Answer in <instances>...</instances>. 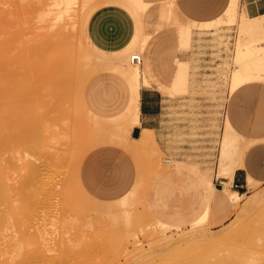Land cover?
I'll use <instances>...</instances> for the list:
<instances>
[{
  "label": "rangeland",
  "instance_id": "1",
  "mask_svg": "<svg viewBox=\"0 0 264 264\" xmlns=\"http://www.w3.org/2000/svg\"><path fill=\"white\" fill-rule=\"evenodd\" d=\"M50 1L0 0V32L2 30L4 32L7 24H10V22L15 25L12 26L10 24L12 26L10 27L13 28V33H11L12 30L9 27L10 33L6 32L4 35L2 34L3 32L0 33V83L6 82L4 84L6 85L13 78L11 83L8 84V86H12L13 88L8 87L9 91L5 94H1L0 92L1 95H4L3 97L0 95V108L2 109V111L0 109V117L3 116L4 118L5 116L4 119L1 117L2 125L6 126L5 131H7V128L10 130V128L15 127L22 116L27 121L31 120L28 123L33 125L36 123V120L30 113L35 112L34 115L37 118L38 116L44 117H39V122L37 119L40 133L43 134V129L47 125H51L50 128L49 126L46 128L48 136H51L53 132L55 134L54 137L58 135L57 142H50V146L52 147L50 150L56 148L59 151L61 150V152L63 151L60 158H57L58 160L52 154L53 151H51L45 155L48 162L46 159V161L42 160V158L41 161H37L40 158L35 155V151H33L35 148L29 147L34 152L32 154L31 150H28L29 148L27 149L26 147L29 143H24H27L26 140H21L23 141V145H26H24L26 147V149L24 148L25 151L23 150V145L18 147L17 144V148L15 147L19 141L15 139L13 141L15 148L9 152H7L9 145L2 143V140L0 141V154L2 152V156H0L2 163L0 162V166H2L3 162L4 164L7 162L5 160L7 157L11 158L10 162L9 160L7 162L8 165L3 164L4 168H1L6 174V183L8 182L7 184L11 185L10 181H12L13 184L19 175L22 176L27 172L26 174L30 175L32 181H30L29 185L31 187L28 186V190L34 191L38 195L40 194V198L45 202L40 204V207H37L40 211L38 212L36 209L37 214L32 216L33 220L32 218L31 220L34 223L31 220V223H25V226L17 223L19 227L16 225L14 227L16 230L13 228V231H16H12L13 234H17L18 230L23 229L21 228L22 226H24L25 229L23 231L26 230L25 232H27L26 228L30 227L28 231L30 233L32 231L34 234L32 233V236L29 233V235L34 239L37 237V228L41 227V231L46 230V233L44 232L43 236L41 235L37 238L41 239V237H44L43 239H45L46 237L45 241H49L50 244L56 241L55 235L59 236L61 230L67 231L64 232V240L71 239L70 243L68 241L63 244L64 251H62L64 253L54 249L53 251L56 252H53L55 253L54 256L52 250L51 252L44 250L45 252L42 251L37 255H32L30 264H40L41 260H43L41 264H58L59 262L60 264H241L244 261L243 257L245 253L246 255L248 253L247 251L256 248L259 243H264L262 235H260L264 231V177H262L261 173L253 172L251 175L258 182L248 178V182L244 183L242 187H235L231 182L230 188L242 192L237 208L232 207L226 194V202L229 206L220 204L218 198L222 192L219 190H214L213 197L209 199V202L205 198L208 190V181L213 182L214 189H216V185L222 179V173L226 169L237 165L241 146L244 147L245 136L247 138L254 137L259 133L250 130V127L256 108L259 105L264 107V80L256 81L238 90L234 89L236 90L235 92L228 87L230 69L233 64L237 63L235 60H232L235 38H238L241 43L251 44L255 43V38L258 36L255 32L247 33L239 28L240 24L246 25L250 22V16L245 15L240 19V22L236 20L234 24L227 25V20H224L228 15V6L226 4L223 11L214 18L195 20L184 14L180 10L176 2L177 0H175L178 10L181 11L178 15L182 20L187 21V24L191 28L189 29L190 47L180 49L179 42L182 29L179 25L171 23L172 21L169 22V17L166 18L165 16V10L170 4L172 5V0H158L151 8L149 7L150 9L148 8L149 11L147 9L146 13L141 14L142 35L146 38L143 47L144 51L143 48L141 49L136 46V48L127 54L137 53L141 55L142 61L140 67L143 73L142 64L150 62L151 53L155 52L159 61V68L153 66L155 75L153 81L155 83L157 80L161 81V83L157 84V89L161 94L166 96L162 100V130L156 133L157 151L152 149L151 151L149 149L143 151L131 144V142H134L132 140L134 128L126 134V132L120 133L116 127L118 119L116 115L122 112L128 104L130 96L129 83L109 68L93 71L83 64L87 63L85 62L86 59L80 56L82 53H85L88 41L106 50L123 46L133 30L134 18L131 16V13L126 6L122 5L121 0H95L94 2L87 0V3L83 7L89 8L91 3L92 5L90 6L91 9L89 8L90 10L85 8L86 12L81 10L83 7L80 8L81 6H79L81 5V0H75L74 3H76L77 7L75 4L72 5L73 8L75 6V10L72 9V11L66 14V17L53 20V18L55 19L53 17L55 11H51L53 9H51L52 2ZM47 2L48 5H46ZM234 3L237 13L240 16L244 14V11L240 9L239 0H234ZM47 9H50L49 14L47 13L48 16L42 18L40 13L42 12L41 14L43 15V12ZM5 10L6 12L8 10L9 12L14 11V14L10 13L14 15V18L12 16L8 18L7 15L9 16V14L7 12L6 15ZM77 10L83 11L84 14H80V11L78 12ZM73 17H75V20ZM62 19L66 20V22ZM144 19H149L150 23H145L143 28ZM218 20L220 21L217 22ZM256 20L260 24H264V17L258 16ZM37 25L38 27L40 25L42 27L38 28ZM10 38H14L12 42L9 41ZM60 45L61 47H59ZM11 46L12 51L9 49ZM25 46L27 53L22 51L23 49L25 50ZM74 49L77 50L75 51ZM71 50L74 52L72 53ZM11 52L16 54H11ZM66 53H70L73 56L71 57V55H67ZM11 57H14V64L6 65ZM184 57L188 59L186 62ZM26 60L28 61L26 62ZM70 61L72 62L70 63ZM54 62H58L59 65L61 64L59 71H62V73L67 72L64 73L65 75L59 76L60 78L58 79H55V76L51 74V71L54 70L51 64ZM2 68L7 70L6 73ZM8 68L14 72H10ZM48 70H50V75ZM15 71L17 72L15 73ZM21 72H24V74ZM19 75L20 78L18 77ZM21 75H24V77ZM48 82H51V84ZM18 84L19 87L17 88ZM21 84L24 85L23 90L20 88ZM43 84L45 85L42 88ZM55 86H58L57 90ZM142 86L147 85L144 82H140L138 90ZM244 89L255 92V94L247 96ZM25 92L26 95L24 94ZM11 93L16 96L11 95ZM27 95L28 97H26ZM33 95L35 97H32ZM58 99L57 106L56 101ZM13 100L18 102L14 103ZM21 102L23 105H21ZM38 103L41 105H38ZM25 106L26 108H24ZM85 107L94 114V117H88L87 108ZM5 108L7 111L11 109L9 116H6L7 112ZM17 108L24 109L19 111ZM15 109L18 111H15ZM24 111H29L30 113L26 112V114ZM37 112L39 113L37 114ZM46 112H49L48 115ZM13 113L18 114L19 119L16 115L13 117ZM61 115L63 116L62 118ZM227 116L232 122L233 129L241 137L234 131L226 128L228 126ZM59 118L61 119L59 120ZM64 120L66 121L65 124ZM261 120H264V116H262ZM14 121H17V123ZM2 122H0V126ZM14 123L15 125H12ZM53 123H55V126ZM244 129L249 130L246 131ZM57 130L61 132L59 133ZM62 130H66V132L63 133ZM65 133L67 134L65 135ZM61 134H63V137H60ZM124 136L126 138H123ZM1 145L6 147L3 148ZM98 146L120 147L132 156L135 168L133 183L125 193L116 198L100 199L92 196L80 182V164L86 154ZM258 148H264V142L254 143L244 152L243 160L246 159L247 164L249 163L247 160L248 154ZM17 149L22 150H18L19 152H17L19 156L20 154L22 155L18 157L19 159L21 158L20 161L23 160L21 162L24 165L17 159L18 153L15 152ZM26 150L28 153H26ZM23 152L26 155L28 154L27 157L32 156L24 161L22 159L25 158ZM261 153V155L254 158L252 163H254L256 168H260V171H264V152ZM13 154L15 158L12 156ZM51 154L52 156H49ZM168 156L172 157L174 161V165L170 166L169 169L170 171H174L173 175L172 172L171 174L165 173L170 164L165 162L164 158ZM32 157L33 159L35 157L37 159L35 161L38 163L31 159ZM15 160L18 161L16 162ZM26 160L31 162L27 163ZM157 162L158 164H156ZM26 166L27 168L25 169L24 167ZM7 168L11 170L8 171ZM39 173L42 175H39ZM9 175L12 179H9ZM54 181H56L55 184H58V186L54 184ZM43 183L47 185L44 187ZM36 185L37 187H35ZM253 199H257L258 203L253 202ZM2 205L0 204V210L5 209V204ZM204 207L207 208L204 218L196 222L195 220L199 218V213H201L200 211ZM46 208L47 211H45ZM60 208L61 210H59ZM2 210L1 212H3ZM55 210L58 211L55 218L57 221L56 230L59 227L58 232H55L51 223L53 220L51 217L55 213ZM127 210L130 212L129 217L138 221V226L133 225L128 227L125 225L124 213ZM46 213H50L51 216L47 214V217L44 218ZM234 219L236 222H234ZM39 220L42 221L37 222ZM158 220L165 222L169 227H160ZM230 221L233 224L238 222V225L232 226L233 224ZM227 222L228 225L226 224ZM31 224L32 227L35 224L33 229L30 226ZM198 224H201V226L198 227ZM38 225L40 226L38 227ZM230 227H236L235 230L232 229L234 233H232L233 231H229L231 230ZM49 228L52 229L50 230ZM127 228H130L131 231L135 230L136 232L133 231V234L136 237L129 233L130 229L126 230ZM48 229L51 233H49ZM8 231L10 229L6 232L8 233ZM218 232L219 236L217 235ZM224 232H226L227 238L223 237L221 240L224 242L222 243L220 242V237L224 236ZM221 233L223 234L221 235ZM49 234L52 236L50 235L49 237ZM125 234H129L130 236H127V238ZM199 237L202 240L205 238V240L201 242ZM194 239H198V241L195 240L196 242L193 241V243L191 240ZM206 240L208 242H205ZM215 240L220 244L213 242ZM185 243L190 246L192 243L191 248ZM30 246V248L34 246L36 248V245L34 244L33 246V243ZM262 250H264V247H262ZM32 251L31 253L36 250ZM68 251L72 253L70 254ZM42 253L43 255H40ZM59 254L62 257L61 261ZM72 257L75 259H71ZM47 260L49 261L47 262ZM58 260L59 262H57ZM32 261L33 263H31Z\"/></svg>",
  "mask_w": 264,
  "mask_h": 264
},
{
  "label": "bare ground",
  "instance_id": "2",
  "mask_svg": "<svg viewBox=\"0 0 264 264\" xmlns=\"http://www.w3.org/2000/svg\"><path fill=\"white\" fill-rule=\"evenodd\" d=\"M39 1V0H38ZM44 1V0H43ZM87 0H81L80 1V3H81V5H79V6H81L80 8H82L83 6H85V4L87 3L86 2ZM91 2H94L95 0H90ZM156 1H158V0H121L120 2L122 3V5H124V6H126V8L129 10V12L131 13V16L134 18V23H135V29H134V33H133V35H132V37H130V40H129V42L127 43V44H125L123 47H121V48H119V49H115V50H106V49H102V48H99V47H97L96 45H94V44H92V43H88V47L87 48H85V53H82L80 56L81 57H83V58H85L86 59V61L85 62H87V63H83L84 65H86V66H88L89 68H91L93 71H95L96 69H102V68H109V69H111V71H113L114 73H116V74H118L119 76H121L122 78H124V79H126L127 80V82L129 83V86H130V96H129V100H128V104H127V106H126V108L122 111V112H120V113H118L116 116H118V119H117V123H116V127L118 128V131L120 132V133H124V132H126V134H128L130 131H131V129L132 128H135L136 126H139L140 125V109H139V102H140V94H139V90H138V84L140 83V82H144L147 86H149V83H148V81H147V79H146V77L144 76V74L142 73V71H141V67H140V63L138 64V63H135V62H132L131 61V55H132V53L131 54H127L128 52H131V50L132 49H134V48H136V46L137 47H139V48H143L144 47V42L146 41V38L142 35V18H141V14L142 13H144L149 7H151ZM229 1L230 0H228V2H227V10H228V15H227V17L226 18H224V20L226 19L227 20V25H232V24H234V22L237 20V22H240V19L242 18V17H244L245 15L247 16V14H246V12L244 11V14H241V16H240V14H238L237 13V10H235V3H234V0H231V2L229 3ZM49 2V1H48ZM48 2L46 3V5H48ZM50 2H52V5H51V3H50V5L53 7H51V9H53V10H51V11H55L53 14L55 15H53V17H55V19L53 18V20H57V19H61V18H63L64 16L66 17V14L67 13H69L70 11H72V9L73 10H75L74 8H75V6L77 7V5H76V3H74L75 2V0H51ZM77 2V1H76ZM96 2H98V1H96ZM100 3V2H99ZM75 4V6H74V8H73V6L72 5H74ZM126 4V5H125ZM45 5V4H44ZM91 5H92V3H91ZM90 5V6H91ZM121 5V4H120ZM78 6V7H79ZM90 6H89V8H90ZM123 6V7H124ZM46 8V7H45ZM50 8V7H49ZM85 8H88V7H85ZM85 8L83 7L81 10H83L84 12H86L85 11ZM88 8V9H89ZM32 9V8H31ZM91 9V8H90ZM89 9V10H90ZM33 10V9H32ZM50 10V9H49ZM49 10L47 9L45 12H43V15L40 13V15L42 16V18H44V16H48V14H49ZM81 10H79L80 11V14H84L83 13V11H81ZM87 10V9H86ZM11 11V10H10ZM38 11V10H37ZM36 11V12H37ZM78 11V10H77ZM78 11V12H79ZM5 12H6V10H5ZM7 12H8V14H9V16L7 15ZM6 12V15H7V17L9 18V17H13L14 18V11H12V12H9V10ZM25 12V11H24ZM33 12V11H32ZM77 12V13H78ZM177 12H178V8H177V6H176V3H175V0H172V5L170 4L169 5V7L165 10V16H166V18L167 17H169L168 19H170V21L169 22H171V23H174V24H176V25H179L180 26V28L182 29V33H181V37H180V42H179V44H180V46H179V48L180 49H187V48H189L190 47V41H189V28L188 27H186L185 26V24H183L182 22H181V20L179 19V17H178V15H177ZM10 13H13L12 15L10 14ZM48 13V14H47ZM75 13V12H74ZM47 14V15H46ZM50 14H52V12H50ZM27 15H29V14H27ZM73 15H75V14H73ZM49 16H51V15H49ZM70 16V15H69ZM258 16H261V17H264V14H260V15H256V16H250L249 17V23L248 24H246V25H239V28H241V29H243V31L244 32H247V33H251V32H255L256 34H258V36L255 38L256 39V41H255V43H251V44H247V43H241L240 42V40L237 38H235V42H234V47H233V54H232V60H235L237 63L236 64H233L232 65V68L230 69V74H229V80H228V87L231 89V90H234V89H237V88H239L240 86H243V85H245V84H248V83H254V82H256V81H259V80H264V24H260V22H258L256 19H257V17ZM29 17H31V16H29ZM36 17H37V15H36ZM39 17V16H38ZM52 17V16H51ZM18 18V17H17ZM32 18H33V15H32ZM40 18V17H39ZM72 18V17H71ZM81 18H82V15H81ZM16 19V18H15ZM49 19V18H48ZM73 19L75 20V17H73ZM10 20V19H9ZM42 20V19H41ZM63 20V19H62ZM61 20V21H62ZM74 20H73V22H74ZM80 20V19H79ZM11 21V20H10ZM9 21V22H10ZM19 21V20H18ZM18 21H16V22H18ZM23 21V20H22ZM31 21H32V19H31ZM44 21V20H43ZM51 21V20H50ZM61 21H59V22H61ZM63 21H65L66 22V20H63ZM14 22V21H13ZM34 22V21H33ZM38 22V21H37ZM57 22V21H56ZM52 23V22H51ZM76 23V22H75ZM81 23V22H80ZM10 24L12 25V26H15V25H13L14 23H12V22H10ZM9 23L7 24V27H6V30L3 32V30H2V32H0V33H2L3 35L4 34H6V32L7 33H10V31H11V33H13V28H11L12 26L10 25ZM53 24V23H52ZM55 24V23H54ZM59 24V23H58ZM82 24H83V22H82ZM11 26V27H10ZM22 26V25H21ZM73 26H75V25H73ZM85 26V25H84ZM8 27H9V29L11 28V30H8ZM37 27H38V25H37ZM42 26L40 25V27H38V28H41ZM70 27V26H69ZM20 28V27H19ZM58 28V27H57ZM75 28V27H74ZM54 29H55V27H54ZM65 29V28H64ZM25 30V29H24ZM70 30V29H69ZM72 30H73V28H72ZM76 30V29H75ZM18 31H20L19 29H18ZM30 31V30H29ZM74 31V30H73ZM33 32V31H32ZM63 32V31H62ZM71 32V31H70ZM14 33H16V32H14ZM22 34H23V32H21ZM51 33V32H50ZM58 35V34H57ZM64 35V34H63ZM36 36V35H35ZM45 36V35H44ZM48 36H50L49 34H48ZM69 37V36H68ZM23 38V37H22ZM27 38V37H26ZM14 38H10L9 39V41L10 42H12V40H13ZM29 39H31V38H29ZM56 39V38H55ZM54 39V40H55ZM21 40V39H20ZM52 40V39H51ZM63 40V39H62ZM70 40V39H69ZM72 40H73V37H72ZM8 41V42H9ZM18 42V41H17ZM22 42H24L23 40H22ZM55 42H57V41H55ZM59 42V41H58ZM25 43V42H24ZM31 43V42H30ZM42 43H44V42H42ZM14 44V43H13ZM16 44V43H15ZM32 44V43H31ZM64 44V43H63ZM11 45V44H10ZM17 45V44H16ZM35 45V44H34ZM62 45V44H61ZM61 45L59 46V47H61ZM20 46H21V44H20ZM33 46V45H32ZM83 46V45H82ZM19 47V46H18ZM37 47H39V46H37ZM22 48V47H21ZM25 48V50L23 49L22 51L23 52H26L27 50V48H26V46L24 47ZM80 48H81V45H80ZM9 49H11V51H12V46L9 48ZM15 49V48H14ZM72 49V48H71ZM18 50H19V48H18ZM75 50V49H74ZM77 50V49H76ZM75 50V51H76ZM16 51V50H15ZM72 51V53L74 52L73 50H71ZM82 51V50H81ZM21 52V51H20ZM69 52V51H68ZM12 53H14V52H11V54ZM19 53V52H18ZM27 53V52H26ZM31 53V52H30ZM33 53V52H32ZM14 54H16V53H14ZM59 54V53H58ZM67 54V53H66ZM69 55H71L70 53H68ZM67 54V55H68ZM135 54V53H134ZM34 55V54H33ZM140 55V54H139ZM13 56V55H12ZM73 55H71V57H72ZM79 56V57H80ZM141 56V55H140ZM188 56V55H187ZM32 57V56H31ZM34 57V56H33ZM58 57H59V55H58ZM57 57V58H58ZM76 57V56H75ZM80 57V58H81ZM14 57H11L10 58V61L8 62V63H6V65L8 64V65H12V63L14 62V59H13ZM18 58V57H17ZM21 58V57H20ZM24 58H25V56H24ZM35 58V57H34ZM66 58V57H65ZM70 58V57H69ZM36 59V58H35ZM67 59V58H66ZM82 59V58H81ZM184 59H185V62L188 60L187 58H185L184 57ZM31 60V59H30ZM32 60H33V58H32ZM68 60V59H67ZM77 60V59H76ZM28 60H26V62H27ZM72 61H73V59H72ZM72 61H70V63L72 62ZM18 62V61H17ZM32 62V61H31ZM46 62V61H45ZM74 62V61H73ZM22 63V62H21ZM34 63V62H33ZM14 64V63H13ZM42 64H43V62H42ZM17 65V64H16ZM25 65H26V63H25ZM50 65V64H49ZM52 65V67H54L53 69L54 70H52L51 71V74L53 75V76H55L54 78L55 79H58V78H60L61 77V75H65L64 73H67V72H64V73H62V71H59V69H60V65H59V63L57 62H54V63H52L51 64ZM50 65V66H51ZM65 65H67L66 63H65ZM76 65V64H75ZM83 65V66H84ZM10 67V66H9ZM13 67V66H12ZM17 67V66H16ZM70 67H71V65H70ZM73 67V66H72ZM82 67V66H81ZM1 68V67H0ZM26 68V67H25ZM33 68V67H32ZM38 68V67H37ZM48 68V67H47ZM84 68V67H83ZM9 69V71H10V68H8ZM17 69H18V67H17ZM16 69V70H17ZM20 69H21V67H20ZM49 69H51V68H49ZM2 70H4L5 71V73H6V71L7 70H5V68H2ZM24 70V69H23ZM22 70V71H23ZM27 70V69H26ZM31 70V69H30ZM35 70V69H34ZM33 70V71H34ZM106 70H108V69H106ZM18 71V70H17ZM17 71H15V73L17 72ZM49 71V75H50V70H48ZM67 71H69V70H67ZM10 72H14V71H10ZM25 73H26V71H24ZM24 72H21V73H23L24 74ZM4 73V74H5ZM8 73V72H7ZM14 73V74H15ZM33 73V72H32ZM31 73V74H32ZM36 73V72H35ZM45 73V72H44ZM47 74V73H46ZM8 75V74H7ZM28 75H30L29 73H28ZM43 75V74H42ZM70 75V74H69ZM21 76H23L24 77V75H21ZM26 76H27V74H26ZM31 76V75H30ZM37 76V75H36ZM40 76H41V73H40ZM52 76V77H53ZM60 76V77H59ZM71 76V75H70ZM70 76H69V78H70ZM0 77H1V75H0ZM7 77V76H6ZM13 77V76H12ZM16 77V76H15ZM19 78H20V75L18 76ZM18 78V79H19ZM22 78V77H21ZM36 78V77H35ZM72 78V77H71ZM13 79V78H12ZM11 79V80H12ZM28 79V78H27ZM37 79V78H36ZM41 79V78H40ZM9 80V79H8ZM7 80V81H8ZM11 80H9V83L8 84H10L11 83ZM39 80V79H38ZM37 80V81H38ZM45 80V79H44ZM21 81V80H20ZM23 81H25V80H23ZM33 81V80H32ZM36 81V82H37ZM47 81V80H46ZM26 82V81H25ZM25 82H23L24 84H26ZM30 82V81H29ZM36 82H34V83H36ZM39 82V81H38ZM83 82V81H82ZM6 83V82H5ZM5 83H0L1 85H0V92H1V94L2 93H7L9 90H8V87H12V86H8V84H6V85H4ZM33 83V82H32ZM49 83V82H48ZM56 83V82H55ZM54 83V84H55ZM4 86H3V85ZM20 84V83H19ZM19 84H18V86H17V88L19 87ZM46 84V83H45ZM45 84H43L42 85V88L44 87V85ZM49 84H51V82L49 83ZM16 85H17V83H16ZM22 85V84H21ZM20 85V88H22L21 90H23L24 89V85H22L21 86ZM26 85H28V84H26ZM31 85V84H30ZM46 85H48V84H46ZM2 86V87H1ZM37 86V85H36ZM30 87V86H29ZM41 87V86H40ZM52 87V86H51ZM56 87V86H55ZM58 87V86H57ZM57 87H56V90H57ZM13 88V87H12ZM14 88H15V86H14ZM17 88H15V89H17ZM19 88V89H20ZM35 88V87H34ZM45 88H47V87H45ZM10 89V88H9ZM31 89V88H30ZM41 89V88H40ZM27 90V89H26ZM50 90V89H49ZM55 90V89H54ZM12 91H14V90H12ZM18 91H20V90H18ZM25 91V90H24ZM28 91V90H27ZM26 91V92H27ZM15 92V91H14ZM23 92V91H22ZM26 92L24 93L25 95H26ZM34 92V91H33ZM38 92V91H37ZM41 92V91H40ZM46 92V91H45ZM58 92V91H57ZM10 93V92H9ZM17 93V92H16ZM59 93V92H58ZM0 94V95H1ZM19 94V93H18ZM39 94V93H38ZM37 94V95H38ZM61 94V93H60ZM11 95H13L12 93H11ZM10 94H9V96H11ZM31 95V94H30ZM35 95V94H34ZM32 96V97H35V96ZM4 95H1V97H3ZM13 96H16V95H13ZM13 96H12V98H13ZM49 96H51V95H49ZM53 96V95H52ZM58 96H59V94H58ZM82 96V95H81ZM26 97H28V95L26 96ZM8 98V97H7ZM11 98V99H12ZM19 98V97H18ZM46 98V97H45ZM49 98V97H48ZM59 98V97H58ZM6 99V98H5ZM11 99H10V101H11ZM20 99V98H19ZM25 99V98H24ZM35 99H37V98H35ZM51 99V98H50ZM60 99V98H59ZM59 99L56 101V103L59 101ZM2 100V99H1ZM8 100V99H7ZM21 100V99H20ZM49 100V99H48ZM5 101V100H4ZM9 101V100H8ZM7 101V102H8ZM14 101V100H13ZM36 101V100H35ZM44 101V100H43ZM47 101V100H46ZM61 101V100H60ZM3 102V101H2ZM1 102V103H2ZM15 102H18V101H14V103ZM23 102V101H22ZM21 102V105H23V103ZM4 103H6V102H4ZM9 103V102H8ZM10 103H13V102H10ZM26 103V102H25ZM47 103H48V101H47ZM55 103V102H54ZM53 103V104H54ZM60 103V102H59ZM27 104V103H26ZM26 104H24V105H26ZM29 104V103H28ZM31 104H32V102H31ZM35 104V103H34ZM12 105V104H11ZM17 105V104H16ZM38 105H41L40 103H38ZM57 106H58V103L56 104ZM84 105V104H83ZM3 106H5V105H3ZM18 106H20V105H18ZM17 106V107H18ZM27 106V105H26ZM26 106L24 107V108H26ZM32 106V105H31ZM52 106V105H51ZM85 106V105H84ZM6 107H7V105H6ZM10 107V106H9ZM12 107V106H11ZM21 107V106H20ZM30 107V106H29ZM54 107V106H53ZM8 108V107H7ZM13 108H14V106H13ZM24 108H21V109H19V108H17V109H19V111H21L22 109H24ZM31 108V107H30ZM34 108H35V106H34ZM57 108V107H56ZM85 108H87V107H85ZM1 109V108H0ZM6 109V108H5ZM4 109V110H5ZM17 109H15V111L17 110ZM29 109V108H28ZM3 110V111H4ZM32 110V109H31ZM38 110V109H37ZM43 110V109H42ZM45 110V109H44ZM54 110V109H53ZM57 110V109H56ZM1 111H2V109H1ZM11 111V109L9 110L8 109V111H7V109H6V116H9V114L11 113L10 112ZM18 111V110H17ZM36 111V110H35ZM39 111V110H38ZM55 111V110H54ZM10 112V113H9ZM13 112V111H12ZM25 112V111H24ZM26 112H29V111H26ZM25 112V113H26ZM41 112V111H40ZM1 113V112H0ZM4 113V112H3ZM30 113V112H29ZM33 113V114H32ZM34 113L35 112H31L30 114L31 115H33L34 117V119L36 120V123L35 124H33V125H31L30 123H28V122H30L31 120H29V121H27L26 119H25V117L24 116H22V117H20L21 119H20V121H18V123H17V121L15 122V123H17L16 125H15V123L14 124H12V125H15V127H12V128H10V130L7 128V131H5V128H6V126L4 127V125H2L3 124V122H2V118H3V116H1L0 117V122H2L1 123V126H2V128H0V141L2 142V143H4V144H6V145H9V147L7 148V152H9L10 150H13V148H17V144H18V147H21L22 145H23V141H21V140H26L27 141V143L26 142H24L25 144H28L29 143V145L28 146H26L25 144V146L27 147V149L29 148V147H34L35 148V150H33V151H35V155L38 157V158H40V159H35V157H34V159H33V157L31 158V159H33L34 161L35 160H37V161H41V158H42V160H47V158H45V155L47 154V152L49 153V152H51V151H53L52 152V154L54 155V157H56V159L58 158H60V155H61V153L63 152H61V150L59 151L58 149H56V148H53V149H51L50 150V148H52L51 146H50V142H57V137H58V135H56V137H54V132H53V136L51 135V136H48V134H47V129L46 128H48V126L49 125H47V127H45L44 129H43V134H41L40 133V129H39V125L37 124V119L40 117V116H38V118L36 117V115H34ZM39 112H37V114H38ZM47 113V112H46ZM49 113V112H48ZM48 113H47V115H48ZM87 115H88V117H92L94 114L87 108ZM5 114V113H4ZM27 114V113H26ZM1 115H3V114H1ZM12 115V114H11ZM14 115H16V113L14 114L13 113V117H15ZM18 115V114H17ZM16 115V117H18ZM29 115V114H28ZM44 115V114H43ZM59 115H60V113H59ZM20 116V115H19ZM42 116V115H41ZM63 116L61 115V118H62ZM94 117V116H93ZM4 118H5V116H4ZM3 118V119H4ZM6 118H8V117H6ZM26 118H28V117H26ZM40 118H44V117H40ZM45 118H47V117H45ZM61 118H59V120L61 119ZM10 119H11V117H10ZM18 119H19V117H18ZM8 120V119H7ZM7 120H6V122H7ZM42 120V119H41ZM9 121V120H8ZM40 120L38 119V122H39ZM44 121V120H43ZM5 121H4V123H6ZM12 122V121H11ZM42 122V121H41ZM48 122V121H47ZM65 120H64V124H65ZM68 122V121H67ZM227 122H228V120H227ZM8 123V122H7ZM7 123H6V125H7ZM32 123V122H31ZM45 123V122H44ZM9 124V123H8ZM47 124V123H46ZM54 124V126H55V123H53ZM228 124H229V122H228ZM37 127H36V126ZM67 125H68V123H67ZM67 125H65V126H67ZM0 126V127H1ZM8 126H10V125H8ZM7 126V127H8ZM44 126V125H43ZM51 126V125H50ZM50 126H49V128H50ZM58 126V125H57ZM11 127V126H10ZM52 128V127H51ZM57 128V127H56ZM60 129V128H59ZM52 130V129H51ZM51 130H49V131H51ZM59 133L61 132L60 130H57ZM52 132V131H51ZM62 132L64 133V132H66V130L65 131H63L62 130ZM139 134L137 135V136H133L132 137V140H134V142H131V144L132 145H134V147H136V148H138V149H141V150H145V149H149L150 151H151V149L152 150H155V151H157V148H158V143H157V140H156V138H155V133H154V130L153 129H150V128H146V127H142L141 129H140V132H138ZM57 134V133H56ZM67 133H65V135H66ZM60 137H63V134H61V136ZM2 138V139H1ZM123 138H126V136H124ZM15 139H17V140H19L17 143H16V145H15V143L13 142V141H15ZM59 139V138H58ZM256 140L258 141V140H264V137H259V138H257V137H255V138H245L244 139V149H246V148H248L252 143H254V142H256ZM1 143V144H2ZM15 145V147H14V145ZM24 145H23V150H24V148L26 149V147H24ZM1 146H3V145H1ZM4 147H6V146H3V148ZM6 149V148H5ZM19 149H21V148H19ZM19 149H17L15 152L16 153H18L19 151H22V150H19ZM32 149V148H31ZM30 148L28 149V150H31ZM2 150V149H1ZM19 150V151H18ZM148 150V151H149ZM18 151V152H17ZM25 151V150H24ZM32 150H31V152H32V154H34V152H33ZM148 151H146V152H148ZM4 152V151H3ZM22 153V152H21ZM24 154H25V152H23ZM26 153H28L27 152V150H26ZM1 154H2V152H1ZM0 154V156H2ZM52 154L51 155H49V156H52ZM149 154V153H148ZM4 155H7V154H4ZM16 155V154H15ZM28 155V154H27ZM27 155L25 154V158H22V159H24V161H25V159H27V158H30L31 156H28L27 157ZM10 156V155H9ZM12 156H14V154L12 155ZM19 156V153H18V155H17V157ZM20 156H22L21 154H20ZM19 156V157H20ZM34 156V155H33ZM151 156V155H150ZM149 156V157H150ZM4 158H5V156H3ZM19 157L17 158L19 161H20V159H19ZM47 157V156H46ZM13 158V157H12ZM14 158H15V156H14ZM50 158V157H49ZM154 158V157H153ZM1 159V158H0ZM3 159V158H2ZM11 159V158H10ZM10 159H9V157H7L5 160H7V162H8V160H9V162H10ZM53 159V158H52ZM57 159V160H58ZM156 159V158H155ZM155 159H153V160H155ZM17 160V161H18ZM45 160V161H46ZM49 160H51V159H49ZM55 160V159H54ZM3 161V160H2ZM16 161V160H15ZM16 161V162H17ZM21 161H23V160H21ZM20 161V162H21ZM33 161V162H34ZM37 161H35V162H37ZM157 161V160H156ZM164 161L165 162H168L170 165H169V168H167L166 169V171H165V173H167V174H171V172H172V175L174 174V171H170L169 169H170V166H173L174 165V161H173V159H172V157H170V156H168V157H165L164 158ZM0 162H1V160H0ZM7 162H5V164L6 165H8V163ZM14 162V161H13ZM26 162L28 163L29 161H27L26 160ZM25 162V163H26ZM31 162V161H30ZM29 162V163H30ZM47 162H48V160H47ZM46 162V163H47ZM51 162V161H50ZM2 163V162H1ZM38 163V162H37ZM153 163V162H152ZM3 164H4V162H3ZM3 164H1L2 166H0V204L2 205V204H5V209L3 208V212H1V210H0V239L2 238V240H0V264H30V259H31V257H32V255L34 256V255H37V254H39L40 252H42V251H44V250H46V252L49 250L50 252H51V250H52V253L53 252H55V251H53L54 249L56 250L57 249V251L58 250H60L62 253H64L63 251H64V246H63V244H65L66 242H68L69 241V243H70V240L71 239H67V241L66 240H64V232H67V231H63V230H61L60 231V233H59V236H57V235H55V233H54V235L56 236V241L54 242V243H52V244H50L49 243V241H45V239H46V237H45V239H43L42 237H41V239L39 238H37L38 236L40 237L44 232L46 233V230L45 231H41V227L40 228H37V231H36V235H37V237L36 238H32V236H33V232L31 231V233L28 231V228H30V227H28V228H26L27 229V232H25V231H23L25 228H24V226H25V223H31L30 222V220H31V218H32V216H34L35 214H37L36 213V209H37V207L40 205V204H42V203H45L44 201H43V199L42 198H40V194L38 195L36 192H34V191H30V190H28V186H30L29 184H30V181H31V177H30V175L28 176L26 173L27 172H25L22 176H20L19 174V177L17 178V180H16V182H14L13 184H12V181H10V184L11 185H9V184H7L6 183V181H5V178H6V174L4 173V170L3 169H1V168H4V165ZM14 164V163H13ZM21 164H23L22 162H21ZM43 164V163H42ZM156 164H158V162L156 163ZM24 165V164H23ZM41 165V164H40ZM10 166H12V165H10ZM27 166H31V165H27ZM27 166L26 167H24L25 169L27 168ZM44 166V165H43ZM14 167V166H13ZM11 169H13L12 167H10ZM6 169V168H5ZM10 169V170H11ZM32 169V168H31ZM44 169H46V168H44ZM7 170L8 171H10L8 168H7ZM18 170H20V169H18ZM18 170H15V171H18ZM35 170H36V168H35ZM21 171V170H20ZM26 171V170H25ZM32 171H33V169H32ZM45 171V170H44ZM6 172V171H5ZM14 172V171H13ZM24 172V171H23ZM22 172V173H23ZM35 172V171H34ZM41 172H42V170H41ZM36 173V172H35ZM35 173H34V175H35ZM44 173V172H43ZM46 173V172H45ZM5 174V175H4ZM14 174V173H13ZM17 174V173H16ZM37 174V173H36ZM41 173H39V175H40ZM17 175V176H18ZM42 175V174H41ZM11 176H13L12 174H11ZM14 176H15V174H14ZM44 176V175H43ZM222 179H221V185H222V188L223 189H225L226 191H227V193H228V195H229V198L231 199V201H232V207L233 208H237L238 207V201H239V199H240V196H241V193H239V192H236V191H231L230 190V188H229V182H230V180H231V177H232V173L231 172H225V173H223L222 175ZM39 177V176H38ZM50 177V176H49ZM54 177V176H53ZM11 177H10V175H9V179H10ZM12 179V178H11ZM14 179H15V177H14ZM53 179H55V178H53ZM57 179H59L58 177H57ZM35 180V179H34ZM45 180V179H44ZM43 181V180H42ZM32 182V181H31ZM43 182H45V181H43ZM206 182V181H205ZM56 183V181H54V184ZM36 184V183H35ZM50 185H51V183H49ZM43 185H44V187L47 185H45V183H43ZM56 185V184H55ZM56 186H58V184L56 185ZM217 186V188H220V186H219V184H217L216 185ZM31 187V186H30ZM33 187V186H32ZM35 187H37V185L35 186ZM48 187V186H47ZM212 187H213V182H211L210 180L208 181V190H207V194H206V198H205V200H208V202H209V199H210V196H211V191H212ZM52 188V187H51ZM30 189V188H29ZM37 189V188H36ZM58 190H59V188H57ZM31 190H33V189H31ZM36 191V190H35ZM41 193V192H40ZM43 193V192H42ZM42 199V200H41ZM45 199V198H44ZM48 201V200H47ZM253 202H256V203H258L257 201V199H253L252 200ZM206 203H207V201H206ZM47 204V203H46ZM50 204V203H49ZM52 204V203H51ZM60 204H61V202H60ZM208 204V203H207ZM3 206V205H2ZM50 206V205H49ZM51 206H53V205H51ZM55 206V205H54ZM1 207V206H0ZM40 207V206H39ZM45 207V206H44ZM61 207H62V204H61ZM207 207H208V205H207ZM41 208H43L42 206H41ZM48 208V207H47ZM47 208H46V210L45 211H47ZM206 207H204L203 208V210L202 211H200L201 213H199V218H197V220H195L196 222H198V220L200 221V220H202L203 218H204V216H205V213H206ZM38 210V209H37ZM43 210H44V208H43ZM58 210V209H57ZM57 210H55V213L53 214L52 212V219H50V220H52V228H54V230H55V232H58L59 231V227H58V230H56V227H57V221H56V216H57ZM59 210H61V208L59 209ZM235 210V209H234ZM40 211V209L38 210V212ZM48 212H49V210H48ZM209 212V211H208ZM40 213H42V212H40ZM129 211L127 210L125 213H124V223H125V225L126 226H133V225H136V226H138L137 225V223H138V221L137 220H133L132 218H130L129 217ZM44 214V213H43ZM47 214L48 213H46V216L44 215V218L45 217H47ZM50 214V213H49ZM48 214V215H49ZM40 215V214H39ZM50 216H51V214H50ZM209 216V215H208ZM207 216V217H208ZM37 217V216H36ZM39 217V216H38ZM198 217V216H197ZM50 218V217H49ZM35 219V218H34ZM37 219V218H36ZM43 219V218H42ZM195 219V218H194ZM207 219V218H206ZM237 219V218H236ZM32 220H33V218H32ZM31 220V221H32ZM49 220V219H48ZM47 220V221H48ZM64 220V219H63ZM238 220V219H237ZM40 221H42V220H39V221H37V222H40ZM60 221H61V218H60ZM45 222H46V219H45ZM193 222V221H192ZM191 222V223H192ZM234 222H236V220L234 219ZM17 223H20L19 225H21V224H23L24 226H22L21 228H23V229H21V230H18L17 231V234H13V232H16V231H13L14 229L16 230V228H14V227H16V225H17ZM32 223H34V221H32ZM48 223V222H47ZM59 223V222H58ZM200 223V222H199ZM230 223H231V221H230ZM169 224V223H168ZM193 224V223H192ZM227 225H228V222L226 223ZM231 224H233V223H231ZM230 224V225H231ZM236 224V225H235ZM35 225V224H34ZM34 225H33V227H34ZM49 225H51V224H49ZM53 225H54V227H53ZM158 225L160 226V227H162V228H165V227H169V225H166V223L165 222H163V221H160V220H158ZM194 225V224H193ZM237 226L238 225V222L237 223H234L232 226ZM2 226H4V227H2ZM31 227H32V224L30 225ZM40 225H38V227H39ZM44 226H45V224H44ZM43 226V227H44ZM59 226V225H58ZM192 226V225H191ZM196 226V225H195ZM194 226V227H195ZM199 226H201V224L199 225L198 224V227ZM2 227V228H1ZM17 227H19L18 225H17ZM33 227H32V229H33ZM42 227V228H43ZM49 227V226H48ZM193 227V226H192ZM223 227V226H222ZM221 227V228H222ZM14 228V229H13ZM46 228V227H45ZM44 228V229H45ZM51 228V229H52ZM142 228V227H141ZM141 228H139V229H141ZM227 228H229V227H227ZM231 228V230H229V229H226V230H229V231H233V230H235L236 229V227L235 228H232V227H230ZM8 229H10V231H8V233L6 232ZM18 229V228H17ZM43 229V230H44ZM47 229V228H46ZM50 229V228H49ZM48 229V230H49ZM50 229V230H51ZM130 228H127L126 230H129ZM218 229V228H217ZM233 229V230H232ZM34 230H35V228H34ZM47 230V231H48ZM49 230V233H51V231ZM126 230H125V232H126ZM13 231V232H12ZM133 231H135V230H133ZM133 231H131V229H130V232L129 233H131V234H133L134 232ZM223 231V230H222ZM221 231V232H222ZM5 232V233H4ZM124 232V233H125ZM136 232V231H135ZM29 233L30 234H32V236L31 235H29ZM225 234H224V236L222 235L223 233H221V237H220V242H224V241H222L221 239H223V237H226V232H224ZM227 233H231V232H227ZM232 233H234V231L232 232ZM50 235L51 234H49V237H50ZM210 235V234H209ZM218 236H219V232H218V234H217ZM260 235H262V241H264V231H262V234H260ZM2 236V237H1ZM43 236V235H42ZM52 236V235H51ZM54 236V237H55ZM127 236H130L129 234H125V237H127ZM133 236H135L134 234H133ZM211 236V235H210ZM209 236V237H210ZM35 237V236H34ZM57 237H58V239H57ZM136 237V236H135ZM214 237V236H213ZM128 238V237H127ZM200 238V240H201V242L202 241H204L205 240V238H204V240H202L201 239V237H199ZM227 238V237H226ZM130 239V238H129ZM211 240H213L212 238H210ZM50 240V239H49ZM75 240V239H74ZM196 239H194V240H191L192 242L193 241H195ZM208 240V239H207ZM205 241V242H208V241ZM51 241H53L52 239H51ZM190 241V242H191ZM196 241H198V239L196 240ZM195 241V242H196ZM64 242V243H63ZM211 242V241H210ZM213 242H216V240L215 241H213ZM32 243H33V246H34V244L36 245V248H35V246L33 247V248H30L31 246L30 245H32ZM55 243H56V245H55ZM194 243V242H193ZM217 244L219 243V242H216ZM221 243V244H222ZM185 244H187V243H185ZM203 244V243H202ZM220 244V243H219ZM210 245H212V244H210ZM185 247H186V245H184ZM187 246L188 247H190L191 248V246H192V243H191V246L190 245H188L187 244ZM262 247H264V243H259L258 245H257V247L256 248H253V249H251V250H249V251H247L248 253H247V255H246V253H245V255H244V261H242V263L241 264H262V262H264V250H262ZM29 248H30V250L32 251H34V249L36 250L35 252H33V253H31V251L29 250ZM177 248V247H176ZM176 248H175V250H176ZM198 248V247H197ZM205 248V247H204ZM192 249H193V247H192ZM249 249V248H248ZM63 250V251H62ZM45 252V251H44ZM49 252V253H50ZM61 252H59V253H61ZM69 253H70V251H68ZM49 253H47V254H49ZM56 253V252H55ZM55 253H53L54 254V256H55ZM72 253V252H71ZM70 253V254H71ZM52 254V255H53ZM68 254V253H67ZM69 254V255H70ZM242 254V253H241ZM40 255H43V253L42 254H40ZM61 255H63V254H61ZM66 255V254H65ZM73 255V254H72ZM75 255H76V253H75ZM71 256V255H70ZM38 257H40V256H38ZM38 257H37V259H38ZM44 257V256H43ZM50 257V256H49ZM59 257H60V261H61V256H60V254H59ZM67 257H69V256H67ZM76 257V256H75ZM48 258V257H47ZM52 258H54V257H52ZM243 258H242V260H243ZM33 259H34V257H33ZM58 259V258H57ZM71 259H75V258H71ZM70 259V260H71ZM202 259V258H201ZM36 260V259H35ZM40 260V259H39ZM50 260H51V258H50ZM54 260H55V258H54ZM42 262H43V260H41ZM49 260H47V262H48ZM72 261V260H71ZM197 261V260H196ZM41 262V263H42ZM51 262V261H50ZM52 262H55V261H52ZM57 262H59V260L57 261ZM187 262H188V260H187ZM201 262H202V260H201ZM31 263H33V261L31 262ZM40 263V264H41ZM45 263H46V261H45ZM33 264H36V263H33ZM51 264V263H50ZM58 264H60V262L58 263ZM239 264V263H238Z\"/></svg>",
  "mask_w": 264,
  "mask_h": 264
},
{
  "label": "crops",
  "instance_id": "3",
  "mask_svg": "<svg viewBox=\"0 0 264 264\" xmlns=\"http://www.w3.org/2000/svg\"><path fill=\"white\" fill-rule=\"evenodd\" d=\"M176 2L180 10H182V12L186 14L188 17L195 20H209L211 18H214L223 11L228 0H177ZM239 5H240V9L245 11L248 16H256V15L264 14V0H239ZM149 9L147 11H149ZM179 12L181 11L178 10L177 15L179 14ZM178 17L181 20V22L185 24L186 27L191 29L187 24V21L182 20L179 15ZM219 21L220 20H218L217 22ZM145 23L149 24L150 20L149 19L143 20V28ZM134 29H135V23L133 25V30L131 32V35L129 36L127 41L123 44V46L129 42L130 37H132L134 33ZM88 43H92V42L88 41ZM151 54L152 56L150 62H145L142 64L144 69L143 74L146 77L149 86H142L141 89L139 90L140 125L136 126L135 128H137L138 132H140V129L142 127L153 129L156 138L157 135L156 133L162 130V100L163 98H166V96L161 94V92L157 89L158 88L157 84L161 83V81L157 80L158 82L156 81V83L153 81V77L155 76L153 71V66L155 68H159V61L154 51ZM249 84L252 83H248L243 86ZM243 86H240L239 88ZM239 88H237L236 90H238ZM236 90H234L233 92H235ZM244 90L246 91L247 96L255 94V92L249 91L247 89ZM259 106L255 110L254 118L251 122V127H250L251 128L250 130L259 133H257L258 134L257 136L249 137V138L264 136V125H262V123H264V120L260 121L262 116H264V107H262V105ZM227 120L229 124L228 126H226V128L228 130L234 131L238 136H240V134L233 129L232 122L229 117L227 118ZM245 138L247 137L245 136ZM257 142H264V140H258L254 143ZM248 148L244 149V147L241 146L237 165L235 167L228 168L223 172V173L225 172L232 173L229 186L232 182L233 186L242 187L244 183L248 182V178H251L255 182H258L254 177H252L251 173L253 172L261 173L262 177H264V171H260V168L258 167L256 168L254 163H252L255 157L261 155L262 154L261 152H264V148H258L250 152L247 158L249 163L247 164L246 159L243 160V154ZM255 170H258L260 172ZM134 177H135V168H134V162L132 156L126 150L116 146L95 147L86 154L79 168V179L85 190L92 196H95L100 199H112L122 195L132 185ZM219 186L220 188L214 189V184H213L210 199L213 197L214 190H219L222 192V194L218 198V202L222 205L229 206L228 203L226 202V196H227L228 201L232 205V201L229 198L227 191L222 188L221 182L219 183ZM230 190L242 193L241 191H238L233 188H230Z\"/></svg>",
  "mask_w": 264,
  "mask_h": 264
},
{
  "label": "built area",
  "instance_id": "4",
  "mask_svg": "<svg viewBox=\"0 0 264 264\" xmlns=\"http://www.w3.org/2000/svg\"><path fill=\"white\" fill-rule=\"evenodd\" d=\"M131 61L139 64L141 63L142 58L139 54L135 53L131 55Z\"/></svg>",
  "mask_w": 264,
  "mask_h": 264
},
{
  "label": "water",
  "instance_id": "5",
  "mask_svg": "<svg viewBox=\"0 0 264 264\" xmlns=\"http://www.w3.org/2000/svg\"><path fill=\"white\" fill-rule=\"evenodd\" d=\"M137 134H138V130H137V128H134L132 131V135L137 136Z\"/></svg>",
  "mask_w": 264,
  "mask_h": 264
}]
</instances>
